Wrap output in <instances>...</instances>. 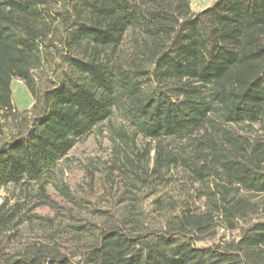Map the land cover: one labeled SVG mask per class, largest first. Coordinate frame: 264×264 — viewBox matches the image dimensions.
<instances>
[{"label": "trees", "instance_id": "16d2710c", "mask_svg": "<svg viewBox=\"0 0 264 264\" xmlns=\"http://www.w3.org/2000/svg\"><path fill=\"white\" fill-rule=\"evenodd\" d=\"M0 191V264H264V0H0Z\"/></svg>", "mask_w": 264, "mask_h": 264}, {"label": "rangeland", "instance_id": "374dc122", "mask_svg": "<svg viewBox=\"0 0 264 264\" xmlns=\"http://www.w3.org/2000/svg\"><path fill=\"white\" fill-rule=\"evenodd\" d=\"M214 0H191V8L193 11H199L205 7L210 6ZM11 100L14 106L19 110L28 109L32 104V96L27 87L19 80L12 79L10 82ZM105 129V127H103ZM140 143L141 141L138 140ZM110 153V144L106 137V131L102 135H91L83 141H79L69 151L68 161L69 166H64V179L74 189H83L91 193L92 197L103 195L108 190V186H104L102 177L96 175L95 184L92 186L91 192L89 186L86 184L84 173L88 165L89 159H106ZM116 192L114 187L111 193ZM3 195V191H0ZM41 214L51 213L49 209L42 207L37 209Z\"/></svg>", "mask_w": 264, "mask_h": 264}]
</instances>
